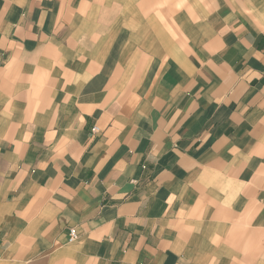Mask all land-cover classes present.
Wrapping results in <instances>:
<instances>
[{
	"label": "crops",
	"instance_id": "1",
	"mask_svg": "<svg viewBox=\"0 0 264 264\" xmlns=\"http://www.w3.org/2000/svg\"><path fill=\"white\" fill-rule=\"evenodd\" d=\"M0 264H264V0H0Z\"/></svg>",
	"mask_w": 264,
	"mask_h": 264
},
{
	"label": "built area",
	"instance_id": "2",
	"mask_svg": "<svg viewBox=\"0 0 264 264\" xmlns=\"http://www.w3.org/2000/svg\"><path fill=\"white\" fill-rule=\"evenodd\" d=\"M93 131H98V128L94 127ZM76 238H77L76 230L74 228H72L71 231H70V239L71 240H75Z\"/></svg>",
	"mask_w": 264,
	"mask_h": 264
}]
</instances>
